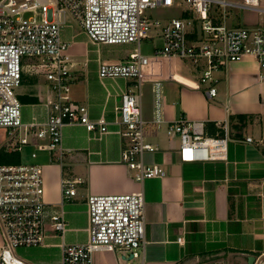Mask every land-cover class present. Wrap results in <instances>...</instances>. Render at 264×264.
Returning <instances> with one entry per match:
<instances>
[{
  "label": "built area",
  "instance_id": "2783aa9c",
  "mask_svg": "<svg viewBox=\"0 0 264 264\" xmlns=\"http://www.w3.org/2000/svg\"><path fill=\"white\" fill-rule=\"evenodd\" d=\"M191 12L190 18L173 19L167 24L152 20L145 12L170 8L177 0H0V129L7 134L9 151L20 152L30 146L31 138L39 141L32 153H57L55 161L64 162L62 130L68 125L84 126L97 139L109 134L104 117L91 120L87 106L71 97L70 44L62 40V29L72 19L94 46L136 44L129 58L118 64H101L100 80L128 79L130 90L115 109L112 124L124 146L121 163L138 182L161 178L160 166L147 165L144 157L157 151L146 142V124L142 115V86L153 85L156 131L164 128L168 137L180 141L182 163L226 161L229 123L218 122L222 135L211 137L205 123L179 119L166 121L162 114L163 83L180 81L169 63L181 60L199 70V80L191 87L204 90L208 99L218 95L217 74L234 62L253 59L259 67V80L264 82V3L263 0H182ZM233 11L251 10L259 14L255 25L227 23ZM232 14L231 22L233 21ZM157 32L162 47L152 55H143L139 45ZM23 58L36 62L27 66L28 73L42 75L49 82L45 122L25 124L22 105L16 91L21 87ZM167 69L166 76L164 70ZM21 133L23 135L21 136ZM18 137V139H17ZM17 139V140H16ZM247 142H253L247 138ZM80 180L64 177L61 181L60 212L51 216L56 235L63 236L66 222L63 206L76 196ZM42 167L33 162L0 165V264H30L18 254L19 248L45 246L46 207ZM88 207V241L85 244H62V258L56 264H93L98 252H129L144 264L145 200L143 192L120 195H90ZM264 244V195L261 209ZM182 238H178V243ZM264 255V248H263Z\"/></svg>",
  "mask_w": 264,
  "mask_h": 264
},
{
  "label": "crops",
  "instance_id": "0c3cea01",
  "mask_svg": "<svg viewBox=\"0 0 264 264\" xmlns=\"http://www.w3.org/2000/svg\"><path fill=\"white\" fill-rule=\"evenodd\" d=\"M186 8L183 18H190ZM67 20L62 40L70 44L71 97L87 106L91 120L104 117L109 134L97 139L84 126L68 125L62 130L63 165L55 161L57 153L37 156L42 167L46 207L45 246L19 248L17 254L30 264H56L62 258V244L78 245L88 241V207L90 195H120L143 192L145 200L144 264H261L264 244L261 237L262 196L264 195V82L259 80L255 60L234 62L217 74L218 95L208 99L204 90L191 87L199 80V70L189 62L176 60L169 68L180 81L163 83L162 114L166 121L179 119L202 121L208 136L222 135L218 122L229 123L226 161L182 163L180 141L168 137L164 128L156 131L153 85L143 98L142 115L146 124V142L157 151L144 157L145 163L160 166L161 178L138 182L121 163L124 143L112 124L115 109L123 102V93L130 90L131 80L99 78L101 64L126 61L136 44L92 45L83 30ZM73 21V20H72ZM75 22V21H73ZM157 37L159 40H156ZM157 41V42H156ZM162 47L158 33L140 43L143 55H152ZM23 62L21 87L16 94L22 105L25 124L45 122L49 82L44 76L28 73ZM167 69L164 70L166 76ZM26 118V119H25ZM252 138L253 142H247ZM30 146L39 141L31 138ZM7 134L0 129V151L7 148ZM20 162L22 160V151ZM43 153V152H42ZM38 153V154H42ZM46 153V152H44ZM32 160V159H31ZM33 163L37 164L32 160ZM64 177L80 180L76 196L63 206L66 232L56 235L50 225L52 215L60 212L61 181ZM178 238L182 242L178 243ZM2 237L0 234V245ZM129 259H132L130 262ZM93 264H141L129 252H98Z\"/></svg>",
  "mask_w": 264,
  "mask_h": 264
},
{
  "label": "rangeland",
  "instance_id": "374dc122",
  "mask_svg": "<svg viewBox=\"0 0 264 264\" xmlns=\"http://www.w3.org/2000/svg\"><path fill=\"white\" fill-rule=\"evenodd\" d=\"M264 3V0H263ZM187 8V6L183 3L182 0H177V2L170 8H156L153 10H148L145 12V16H147L149 19L152 20H159L162 24H167L169 23L171 20L173 19H183V11ZM231 12V16L229 18V21L227 23L228 26L233 25L234 23H238L240 25H255L259 22L260 20V16L257 12L255 11H251V10H243V11H233L232 9L229 10ZM234 13L233 16V21L231 22V18H232V14ZM71 24H73L74 26H76L75 28H77V24L75 22L72 21V19L70 20ZM155 33L157 32H152L151 36L155 35ZM156 40H159V38L157 37ZM157 42V41H156ZM25 61H29V58H23V62ZM143 87V86H142ZM143 98L147 99L149 96V92L147 90V86L143 87ZM26 119V118H25ZM23 135V133H21V136ZM18 139V137H17ZM16 139V140H17ZM37 149L35 148V146H24L22 149V160L23 161H28V162H33L31 160V155L33 152H35ZM42 153V152H40ZM39 155L42 156H47V153H42V154H38L37 156L39 157ZM35 162L37 160H34ZM37 164L39 163V160L37 161Z\"/></svg>",
  "mask_w": 264,
  "mask_h": 264
},
{
  "label": "trees",
  "instance_id": "16d2710c",
  "mask_svg": "<svg viewBox=\"0 0 264 264\" xmlns=\"http://www.w3.org/2000/svg\"><path fill=\"white\" fill-rule=\"evenodd\" d=\"M20 163L19 153L9 154L5 150L0 151V165H15Z\"/></svg>",
  "mask_w": 264,
  "mask_h": 264
},
{
  "label": "water",
  "instance_id": "95a60500",
  "mask_svg": "<svg viewBox=\"0 0 264 264\" xmlns=\"http://www.w3.org/2000/svg\"><path fill=\"white\" fill-rule=\"evenodd\" d=\"M132 259H129L128 261L130 262ZM261 264H264V262H262Z\"/></svg>",
  "mask_w": 264,
  "mask_h": 264
}]
</instances>
